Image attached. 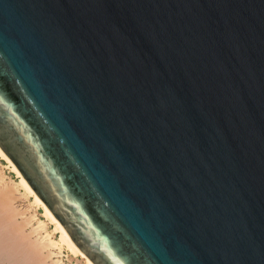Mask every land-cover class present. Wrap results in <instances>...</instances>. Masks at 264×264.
I'll return each instance as SVG.
<instances>
[{
	"label": "water",
	"instance_id": "water-1",
	"mask_svg": "<svg viewBox=\"0 0 264 264\" xmlns=\"http://www.w3.org/2000/svg\"><path fill=\"white\" fill-rule=\"evenodd\" d=\"M0 148L93 264H264V0H0Z\"/></svg>",
	"mask_w": 264,
	"mask_h": 264
},
{
	"label": "bare ground",
	"instance_id": "bare-ground-1",
	"mask_svg": "<svg viewBox=\"0 0 264 264\" xmlns=\"http://www.w3.org/2000/svg\"><path fill=\"white\" fill-rule=\"evenodd\" d=\"M0 158L6 162L7 168L13 171L18 179L6 180L0 169V264H65L62 261L64 250L72 257L75 256V259L78 258L82 264H93L72 242L66 230L54 218L1 148ZM18 198L28 199L32 206L42 210L45 218L44 221L36 220V225L31 226L30 231L27 230V225L35 219V216H26L24 215L26 209H18L15 205ZM46 224L53 226L57 238L50 236Z\"/></svg>",
	"mask_w": 264,
	"mask_h": 264
},
{
	"label": "rangeland",
	"instance_id": "rangeland-1",
	"mask_svg": "<svg viewBox=\"0 0 264 264\" xmlns=\"http://www.w3.org/2000/svg\"><path fill=\"white\" fill-rule=\"evenodd\" d=\"M6 165H7L6 162L0 158V169L2 170L6 180L17 181L18 179H17V176H15L16 174L13 171H11L10 169H8ZM15 205L18 207V209H20V208L26 209L25 211L23 210L25 212L24 215H26V216L34 215L35 216V219L32 220L29 225H27L28 231H30L31 226L36 225V220H43V221L45 220V218L43 217V214H42V210L38 209L35 206H32L28 199L18 198L15 201ZM46 230L50 233V236H52V238L58 237L57 233L53 232V226L51 224H46ZM76 260H78L77 261V262H79L78 264L81 263L78 258L75 259V256L72 257V255L69 252L64 250L63 256H62V261L65 264H76L77 263Z\"/></svg>",
	"mask_w": 264,
	"mask_h": 264
}]
</instances>
